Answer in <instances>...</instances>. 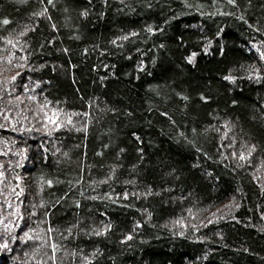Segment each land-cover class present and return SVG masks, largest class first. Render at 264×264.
Here are the masks:
<instances>
[{
    "label": "trees",
    "instance_id": "1",
    "mask_svg": "<svg viewBox=\"0 0 264 264\" xmlns=\"http://www.w3.org/2000/svg\"><path fill=\"white\" fill-rule=\"evenodd\" d=\"M0 264H264V0H0Z\"/></svg>",
    "mask_w": 264,
    "mask_h": 264
},
{
    "label": "snow or ice",
    "instance_id": "2",
    "mask_svg": "<svg viewBox=\"0 0 264 264\" xmlns=\"http://www.w3.org/2000/svg\"><path fill=\"white\" fill-rule=\"evenodd\" d=\"M229 2L231 3V2H233V0H229ZM4 23H8V21L5 20ZM241 159H243V157H241Z\"/></svg>",
    "mask_w": 264,
    "mask_h": 264
}]
</instances>
